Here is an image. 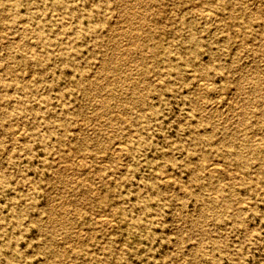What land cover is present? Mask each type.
I'll list each match as a JSON object with an SVG mask.
<instances>
[{
    "label": "rangeland",
    "instance_id": "obj_1",
    "mask_svg": "<svg viewBox=\"0 0 264 264\" xmlns=\"http://www.w3.org/2000/svg\"><path fill=\"white\" fill-rule=\"evenodd\" d=\"M67 261L264 264V0H0V264Z\"/></svg>",
    "mask_w": 264,
    "mask_h": 264
},
{
    "label": "bare ground",
    "instance_id": "obj_2",
    "mask_svg": "<svg viewBox=\"0 0 264 264\" xmlns=\"http://www.w3.org/2000/svg\"><path fill=\"white\" fill-rule=\"evenodd\" d=\"M243 1H244V0H243ZM248 2H249V0H248ZM122 3H123V2H122ZM242 3H243V2H242ZM242 3H241V4H242ZM246 3H247V1H246ZM246 3H245V4L243 3V5L245 6ZM255 3H256V2H255ZM248 4H249V3H248ZM248 4H247V5H248ZM262 4H263V3H262ZM133 5H134V4H133ZM133 5H132V6H133ZM151 5H152V4H151ZM158 5H160V4L158 3ZM152 6H154V5H152ZM248 6H249V5H248ZM159 7H160V6H159ZM255 7H256V6H255ZM130 8H131V7H129V10H130ZM136 8H137V7H136ZM136 8H135V9H136ZM190 8L193 9V7H190ZM203 8H204V7H203ZM127 9H128V8H127ZM127 9H126V10H127ZM132 9H133V8H132ZM245 9H246V8H245ZM129 10H127V11L129 12ZM193 10H194V9H193ZM196 10H198V9H196ZM199 10H200V9H199ZM207 10H208V8L206 9V11H207ZM253 10H254V8H253ZM203 11H204V10H203ZM253 12H254V11H253ZM228 13H229V12H228ZM203 14H204V12H203ZM206 14H208V12H206ZM148 15H149V14H148ZM114 16H115V15H114ZM114 16H113V17H114ZM115 17H116V16H115ZM113 20H115V19H113ZM120 20H123V19H120ZM209 20H210V19H209ZM21 22H23V20H22ZM111 23H112V22H111ZM114 23H116V22H114ZM119 23H120V21H119ZM205 23H206V22H205ZM109 25H110V24H109ZM121 27H122V26H121ZM121 27H120V28H121ZM246 27H247V26H246ZM107 28H108V27H107ZM120 28H117V29L120 30ZM113 29H115V28H113ZM121 29H122V28H121ZM123 29H125V28H123ZM144 30H145V29H144ZM132 33H133V32H132ZM258 33H259V32H258ZM30 37H31V36H30ZM120 37H121V36H120ZM9 40H10V39H9ZM15 40H16V39H15ZM121 40H122V38H121ZM125 40H126V39H125ZM16 41H17V40H16ZM28 41L30 42V38H29ZM133 41H136V40L134 39ZM131 42H132V40H131ZM126 43H127V42H126ZM244 43H245V42H244ZM246 43H247V42H246ZM13 44H15V43H13ZM242 44H243V43H242ZM130 45H131V44H130ZM243 45H244V44H243ZM21 46H22V45H21ZM25 46H26V45H25ZM25 46H24V47H25ZM117 46H121V45H117ZM126 46H127V45H126ZM133 46H134V45H133ZM122 47H123V46H122ZM124 47H125V46H124ZM124 47H123V48H124ZM116 48H118V47H116ZM120 48H121V47H120ZM127 48H128V47H127ZM252 49H253V48H252ZM123 50H125V49H123ZM126 50H127V49H126ZM142 50H143V49H142ZM52 51H54V50H52ZM139 51H140V50H139ZM125 52H127V51H125ZM140 52H142V51H140ZM113 53H114V52H113ZM118 53H119V52H118ZM120 54H121V53H120ZM121 55H122V54H121ZM124 55H126V54H123L122 56H124ZM119 57H120V55H119ZM111 58H112V57H111ZM113 58H114V57H113ZM113 58H112V59H113ZM117 58H118V57H117ZM112 59H110V60H112ZM128 62H129V61H128ZM148 62H149V61H148ZM10 63H11V61H10ZM100 63H101V62H100ZM125 63H126V62H125ZM129 63H130V62H129ZM8 64H9V63H8ZM139 64H140V63H139ZM6 65H7V64H6ZM164 66H166V65H164ZM4 67H5V66H4ZM1 68H2V67H1ZM6 68H7V67H6ZM2 70H3V69H2ZM15 70H16V69H15ZM125 70H126V69H125ZM9 72H10V71H9ZM23 72H24V71H23ZM30 72H31V71H30ZM11 76H12V75H11ZM13 76H14V75H13ZM26 76H27V74H26ZM151 76H154V75L151 74ZM9 77H10V76H9ZM156 77H157V76H156ZM7 79H8V78H7ZM9 79H10V78H9ZM20 79H21V78H20ZM22 79H23V75H22ZM157 79H158V78H157ZM197 79H198V78H197ZM197 79H196V80H197ZM200 80H201V79H200ZM23 81H24V80H23ZM158 81H159V80H158ZM160 81H161V79H160ZM206 81H207V80H206ZM208 81H209V80H208ZM237 81H238V80H237ZM115 82H117V81H115ZM154 82H155V81H154ZM156 82H157V80H156ZM150 83H153V82L151 81ZM207 84H209V83H207ZM232 84H233V83H232ZM198 85H199V87L196 86L198 89H199L200 87H204V86H205V82L202 80V81H200V82L198 83ZM233 86H234V85H233ZM146 88H147V87H146ZM146 88H145V89H146ZM197 88H196V90L198 91ZM146 90H147V89H146ZM199 91H200V89H199ZM234 91H235V89H234ZM234 91H233V92H234ZM253 92L257 95V87H256V86L254 87ZM100 96H101V95H100ZM197 97H198V96H197ZM100 98H102V97H100ZM200 98H201V96H200ZM227 100H228V99H227ZM227 100H226V101H227ZM197 101H198V100H197ZM197 101H196V102H197ZM230 101H231V100H230ZM234 101H235V100H234ZM234 101H233V102H234ZM227 102H228V101H227ZM233 102H232V105H233ZM201 104H203V103H201ZM197 105H198V104H197ZM197 105H196V106H197ZM238 105H239V104H238ZM201 106H202V105H201ZM201 106H200V107H201ZM214 106H215V105H214ZM230 106H231V105H230ZM239 106H240V105H239ZM231 107H233V106H231ZM252 107H253V105H252ZM227 109H228V108H227ZM214 110H215V109H214ZM212 111H213V110H212ZM116 112H117V111H116ZM116 112H115V113H116ZM219 112H220V111H219ZM223 112H224V111H223ZM212 113H213V112H212ZM221 113H222V112H221ZM219 114H220V113H219ZM220 115H221V114H220ZM220 115H219V116H220ZM99 116H101V115H99ZM210 116H212V115H210ZM6 117H8V116H6ZM97 118H98V117H97ZM79 120H80V119H79ZM79 120H78V121H79ZM92 120H93V119H92ZM92 120H91V121H92ZM94 120H95V119H94ZM124 120H125V119H124ZM78 121H77V119H76V122H78ZM91 121H90V122H91ZM93 122H94V121H93ZM89 124H90V123H89ZM89 124H88V125H89ZM91 124H92V123H91ZM91 124H90V125H91ZM13 125H14V124H13ZM13 125H12V126H13ZM77 125H78V123H77ZM90 125H89V126H90ZM5 126H6V125H5ZM19 126H20V124H19ZM78 126H79V125H78ZM6 127H7V126H6ZM6 127H3V129L6 128ZM17 127H18V126H17ZM19 129H21V128H20V127H18V128H15V127H14V129L12 130V133H14V134L18 133V132H19ZM97 130H98V129H97ZM23 131H24V130H23ZM24 132H25V131H24ZM128 134L130 135V133H128ZM131 134H132V133H131ZM172 141H173V140H172ZM172 141H171V142H172ZM173 142H174V141H173ZM114 143H115V142H114ZM91 147H92V146H91ZM110 148H111V150H112V152H113V154H114L115 157H118V158L122 157L121 155H122L123 148H122V146L120 145V143L117 142V143L113 144L112 147L110 146ZM110 148H109V149H110ZM109 149H108V150H109ZM109 153H110V152H109ZM124 153H125V152H124ZM76 156H77V155H76ZM76 156H75V157H76ZM78 157H79V156H78ZM76 158H77V157H76ZM83 158H84V157H83ZM87 158H88V157H87ZM79 160L81 161V158H80ZM86 160H87V159H86ZM64 161H66V160H64ZM67 161H68V160H67ZM100 161H101V160H100ZM102 161H103V160H102ZM121 161H122V160H121ZM68 162H69V161H68ZM74 162H75V161H74ZM103 162H105V160H104ZM55 163H57V162H55ZM105 163H107V160H106ZM57 164H60V163H57ZM57 164H56V165H57ZM75 164H76V163H75ZM84 164H85V163H84ZM98 164H99V162H98ZM103 164H104V163H103ZM118 164H119V163H118ZM118 164L116 163V166H117ZM77 165H78V164H77ZM104 165H106V164H104ZM204 166H205V165H204ZM55 167H56V166H55ZM86 167H88V166H86ZM109 167H111V166H109ZM216 167H217V166H216L215 163H209V164H207L206 169H208V170H209V169H216ZM75 168H76V167H75ZM250 168H251V167H250ZM204 169H205V168H204ZM217 169H218V168H217ZM97 170H98V169H97ZM97 170H96V171H97ZM99 170H100V169H99ZM84 171H85V169H84ZM84 171H83V173H84ZM229 171H230V170H229ZM229 171H227V173H228ZM252 171H253V170H252ZM97 172H98V171H97ZM99 172H101V171H99ZM105 172H106V171H105ZM55 173H56V172H55ZM77 173H78V172H77ZM83 173H81V174H83ZM86 173H87V172H86ZM227 173H226V174H227ZM237 173H238V172H237ZM68 174H69V173H68ZM72 174H73V173H72ZM107 174H108V173H107ZM240 174H241V173H240ZM242 174H243V173H242ZM74 175H76V173H75ZM83 175H85V174H83ZM109 175H110V174H108V177H109ZM162 175H164V174H162ZM167 175H169V174H167ZM71 176H72V175H70V177H71ZM78 176H79V175H78ZM80 176H81V175H80ZM106 176H107V175H106ZM110 176H112V174H111ZM165 176H166V175H165ZM237 176H238V175H237ZM240 176H242V175H240ZM72 177H73V176H72ZM72 177H71V178H72ZM76 177H77V176H76ZM81 177H82V176H81ZM238 177H239V176H238ZM71 178H70V179H71ZM78 178H79V177H78ZM103 178H104V176H103ZM235 178H236V177H235ZM175 179H176V178H175ZM101 180H103V179H101ZM219 180H220V179H219ZM226 180H227V179H226ZM220 181H221V180H220ZM224 181H225V179H224ZM253 181H254V180H253ZM27 182H28V181H27ZM82 182H83V181H82ZM254 182H255V181H254ZM255 183H256V182H255ZM25 185H27V184H25ZM255 186H256V184H255ZM260 186H261V185H260ZM90 187H92L91 184H90ZM93 187H94V186H93ZM93 187H92V188H93ZM94 189H95V187H94ZM261 190H262V189H261ZM213 192H214V191H213ZM213 192H212V193H213ZM57 193H58V192H57ZM209 193H210V192H209ZM209 193H208V194H209ZM260 193H261V192H260ZM58 194H59V193H58ZM60 194H62V193H60ZM60 194H59V196H60ZM261 194H262V193H261ZM215 195H216V194H215ZM259 197H260V196H259ZM261 197H262V196H261ZM77 198H79V197H77ZM80 198H81V197H80ZM240 200H241V199H240ZM237 201H238V200H237ZM241 201H242V200H241ZM241 201H240V202H241ZM235 202H236V201H235ZM238 202H239V201H238ZM236 203H237V202H236ZM241 203H242V202H241ZM64 204H66V203H64ZM64 204H63V205H64ZM68 204H69V203H68ZM233 204H234V203H233ZM246 204H247V203H246ZM66 205H67V204H66ZM247 205H248V204H247ZM60 206H61V205H60ZM67 206H69V205H67ZM75 206H76V205H75ZM58 207H59V206H58ZM61 207H62V206H61ZM71 207H72V206H71ZM77 207H78V206H77ZM113 207H114V206H113ZM243 207H244V206H243ZM54 208H55V207H54ZM59 208H60V207H59ZM64 208H65V207H64ZM72 208H73V207H72ZM72 208H71V211L73 210ZM234 208H235V207H234ZM236 208H238V207H236ZM236 208H235V209H236ZM74 209H75V208H74ZM54 210H55V209H54ZM69 210H70V209H69ZM75 210L77 211V209H75ZM209 210H211V209H210V208H207V207H206V208H203L202 211L200 212V213H201L200 215L205 214V213H206L207 211H209ZM246 210H247V209H246ZM232 211H234V210H232ZM64 212H65V211H64ZM66 212H68V211H66ZM48 215H50V213H49ZM52 215H53V213H52ZM93 215H94V214H93ZM97 215H98V214H97ZM98 216H101V215H98ZM103 216H104V215H103ZM105 216H106V215H105ZM105 216H104V217H105ZM49 217H50V216H49ZM57 217H58V216H57ZM59 217H61V216H59ZM104 217H103V219H104ZM107 217H108V216H107ZM94 219H97L99 222H101V224L103 223V220H102L101 217L95 218V215H94ZM54 220H55V219H54ZM108 220H109V218H108ZM94 221H95V220H94ZM107 222H108V221H107ZM109 222H110V221H109ZM51 223H52V222H51ZM110 223H112V221H111ZM60 224H61V223H60ZM62 224H63V222H62ZM12 225H13V224H12ZM50 225H51V224H50ZM194 225H195V224H194ZM101 226H102V225H101ZM103 226H104V225H103ZM70 228H71V227H70ZM75 229H77V228H74L73 230H75ZM80 229H81V228H80ZM77 230H78V229H77ZM76 232H77V231H75V233H76ZM80 232H82V230H81ZM80 232H79V230H78V233H80ZM78 233H77V235H78ZM76 239H78V236H77ZM76 241H77V240H76ZM69 242H70V241H69ZM69 242H66V243H69ZM60 244H61V243H60ZM62 244H63V243H62ZM64 244H65V243H64ZM64 244H63V246H64ZM69 245H70V244H69ZM121 245H122V244H121ZM59 246H60V245H59ZM117 246H118V245H117ZM60 247H61V246H60ZM71 247H72V244H71ZM118 247H119V246H118ZM120 247H121V246H120ZM120 247H119V248H120ZM121 248H122V247H121ZM68 259H69V258H68ZM68 259H67V260H68ZM69 261H71V260H69ZM67 262H68V261H67ZM67 262H66V263H67ZM64 263H65V262H64ZM69 263H70V262H68V264H69ZM79 263H80V262H79Z\"/></svg>",
    "mask_w": 264,
    "mask_h": 264
}]
</instances>
